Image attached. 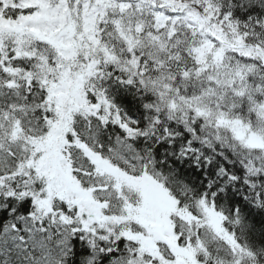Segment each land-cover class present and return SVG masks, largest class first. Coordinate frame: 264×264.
Here are the masks:
<instances>
[{
  "label": "snow or ice",
  "instance_id": "snow-or-ice-1",
  "mask_svg": "<svg viewBox=\"0 0 264 264\" xmlns=\"http://www.w3.org/2000/svg\"><path fill=\"white\" fill-rule=\"evenodd\" d=\"M0 264H264V0H0Z\"/></svg>",
  "mask_w": 264,
  "mask_h": 264
}]
</instances>
